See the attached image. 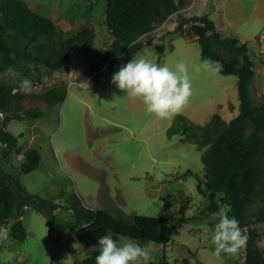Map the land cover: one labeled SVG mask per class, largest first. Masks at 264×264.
Returning a JSON list of instances; mask_svg holds the SVG:
<instances>
[{"label":"rangeland","instance_id":"obj_1","mask_svg":"<svg viewBox=\"0 0 264 264\" xmlns=\"http://www.w3.org/2000/svg\"><path fill=\"white\" fill-rule=\"evenodd\" d=\"M24 1L33 11L50 18L65 35L84 27L95 33L91 52L72 53L61 70L48 73L43 67L30 69L23 77L32 82L30 92L20 90L23 78H11L7 69L0 70V83L25 95L14 111L23 118L13 119L6 129L19 136L22 152L35 148L41 156L38 169L20 175L25 189L61 205L57 215L64 220L72 217L69 206L75 197L82 206L108 212L122 222L133 214L165 216L175 224L169 243L134 240L148 248V264H160L163 255L168 264H185V259L188 264H245V245L235 255L214 254L212 236L217 221L212 214L226 205L216 212L208 211L207 198L197 190L198 179H203L204 148L181 141L179 134H168L175 116L156 118L146 112L141 100L125 97L112 83L119 66L109 77L90 71L113 41L105 24L104 0ZM203 14L215 22L223 36L236 35L247 42L248 53L256 62L252 98L255 104L263 102L264 0H188L179 12L140 38L143 47L133 58H146L172 69L181 61L188 66L192 96L180 115L199 125L207 124L216 113L230 121L238 114L240 103L237 77L196 71L194 66L203 61L199 42L185 28L183 33L176 31L182 17ZM61 83L67 84V96L61 104L49 107L37 98ZM38 108L42 116L26 117L27 111ZM5 116L2 112L0 123ZM246 132H250L249 127ZM5 148L0 142V166L17 173L22 153L10 151L3 159ZM187 171L191 174L186 175ZM184 204L181 216L179 209ZM21 219L27 232L24 242L9 234L11 221L0 230V264H75V260L99 250L98 245L86 247L75 239L76 254H71L64 242L49 236L47 218L31 206L24 208ZM124 238L128 237L119 236L118 243L123 244Z\"/></svg>","mask_w":264,"mask_h":264},{"label":"trees","instance_id":"obj_2","mask_svg":"<svg viewBox=\"0 0 264 264\" xmlns=\"http://www.w3.org/2000/svg\"><path fill=\"white\" fill-rule=\"evenodd\" d=\"M104 3L105 24L113 41L90 71L109 77L116 67L126 65L135 57L144 44L141 37L179 12L188 0H104ZM184 28L188 35L197 38L202 60L219 61L223 65L221 74L237 77L239 112L230 121L216 113L205 125L195 124L179 114L167 132L179 134L181 141L204 148L201 156L204 173L203 179L197 182L198 192L207 198L208 211L216 212L224 204L229 208V217L239 221L247 236L245 264H264V246L261 245L264 236V101L255 104L250 89L256 62L248 53L246 41L236 35L223 36L207 14L182 17L176 31L183 33ZM94 38V30L88 27L65 35L50 18L33 11L24 0H0V70L12 67L22 74L20 78L30 69L38 71L40 67L48 73L59 71L69 63L72 53L88 55ZM157 49L162 51L163 47ZM66 96L67 84L61 83L46 89L37 98L51 107L61 104ZM24 98L12 85L0 83V112L6 114L0 123V142L6 147L2 158L6 159L10 151L22 153L23 157L17 173L0 166V230L11 221L9 234L24 242L27 232L21 217L24 208L31 206L47 218L49 236L56 242H64L73 255L76 254L75 239L86 247H96L98 239L106 234H112L117 242L119 236L163 245L172 240L175 224L165 216L133 214L129 221L122 222L108 212L82 206L75 197L69 206L72 217L64 220L57 215L61 205L31 195L21 183L20 175L39 168L40 153L35 148L22 152L18 147L19 136L6 129L13 119L23 118L14 111ZM25 114L31 120L42 116L43 111L38 108ZM185 208V204L180 206L181 216ZM98 254L99 250H94L85 259L75 260V264H95ZM183 261L188 264L187 259ZM160 264H168L165 255Z\"/></svg>","mask_w":264,"mask_h":264},{"label":"clouds","instance_id":"obj_3","mask_svg":"<svg viewBox=\"0 0 264 264\" xmlns=\"http://www.w3.org/2000/svg\"><path fill=\"white\" fill-rule=\"evenodd\" d=\"M194 67L196 71H223V65L210 58ZM6 74L11 78L22 76L12 67L7 69ZM112 83L125 93V97L141 100L148 114L162 120L179 115L192 96L188 66L182 61L177 62L172 69L166 64L161 66L152 63L146 58L132 59L113 75ZM19 88L30 92L32 82L23 78ZM212 217L217 221L212 236L214 254L217 257L237 254L247 242V236L239 221L235 217H229L227 206L213 213ZM124 239L125 242L120 244L112 234L100 237L99 254L95 257V264H148L151 260L148 248L132 239Z\"/></svg>","mask_w":264,"mask_h":264},{"label":"built area","instance_id":"obj_4","mask_svg":"<svg viewBox=\"0 0 264 264\" xmlns=\"http://www.w3.org/2000/svg\"><path fill=\"white\" fill-rule=\"evenodd\" d=\"M0 116H2V113L0 112Z\"/></svg>","mask_w":264,"mask_h":264}]
</instances>
